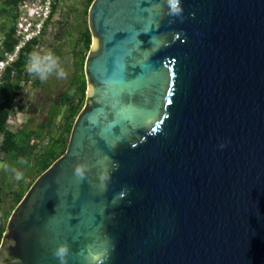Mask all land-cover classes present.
Masks as SVG:
<instances>
[{"label": "water", "instance_id": "1", "mask_svg": "<svg viewBox=\"0 0 264 264\" xmlns=\"http://www.w3.org/2000/svg\"><path fill=\"white\" fill-rule=\"evenodd\" d=\"M180 4L91 3L84 106L0 264H264V0Z\"/></svg>", "mask_w": 264, "mask_h": 264}, {"label": "trees", "instance_id": "2", "mask_svg": "<svg viewBox=\"0 0 264 264\" xmlns=\"http://www.w3.org/2000/svg\"><path fill=\"white\" fill-rule=\"evenodd\" d=\"M25 0H0V61L5 54L14 52L17 6ZM51 13L42 34L27 43L2 73L0 80V242L6 223L32 183L66 151L75 119L85 103L86 81L84 61L91 45L87 27V12L94 0H73L79 4L62 12L65 0H52ZM60 13L62 19L56 18ZM70 16V17H69ZM69 41L72 75L57 99H52L37 121L28 118L17 127L9 125L13 112L26 113L27 108L18 104L21 92L29 84L42 88L43 81L26 70L29 55L43 48L51 49L61 58V46ZM57 44V45H56ZM24 161V163H20ZM7 165V168L4 167ZM23 173L17 181L11 169Z\"/></svg>", "mask_w": 264, "mask_h": 264}, {"label": "rangeland", "instance_id": "3", "mask_svg": "<svg viewBox=\"0 0 264 264\" xmlns=\"http://www.w3.org/2000/svg\"><path fill=\"white\" fill-rule=\"evenodd\" d=\"M74 5V7H79V4L75 3L73 0H65L62 3V12L65 14H70L69 9ZM71 15V14H70ZM70 17V16H69ZM56 18L62 19L60 13H57ZM2 22L0 21V24ZM69 41H62L59 44L61 46V66L65 69L67 76L64 79L57 78L54 74L49 76L46 81H43V86L40 89H34L29 84L21 92L18 104L23 105L27 108L26 113H19L17 111L13 112L11 115V122L15 124H22L28 118H33L37 121L41 114H43V109H46L48 104L51 103L52 99H57L60 92L63 90L67 81L72 75V62L70 56ZM56 44V45H57ZM48 49V48H43Z\"/></svg>", "mask_w": 264, "mask_h": 264}, {"label": "clouds", "instance_id": "4", "mask_svg": "<svg viewBox=\"0 0 264 264\" xmlns=\"http://www.w3.org/2000/svg\"><path fill=\"white\" fill-rule=\"evenodd\" d=\"M169 7V14L173 16H180L182 9L180 0H167ZM26 70L29 74L38 77L41 81H46L49 76L53 74L57 78L64 79L67 76L65 69L61 66L59 57L51 49H40L33 51L27 60ZM24 163V161H20ZM7 168V165H4ZM88 170L86 163H78L74 167V174L77 180H82L85 177V173ZM11 171L14 174V178L20 181L23 178V173L13 168ZM107 177L100 176V180L103 182ZM59 260V264H66V257L69 254V245L61 243L57 245L53 253Z\"/></svg>", "mask_w": 264, "mask_h": 264}, {"label": "built area", "instance_id": "5", "mask_svg": "<svg viewBox=\"0 0 264 264\" xmlns=\"http://www.w3.org/2000/svg\"><path fill=\"white\" fill-rule=\"evenodd\" d=\"M52 0H25L17 6V22L15 38L18 40L14 52L5 54L4 59L0 61V80L5 68L12 63L18 52L34 38L41 36L44 24L51 13ZM11 127H17L20 124L11 122Z\"/></svg>", "mask_w": 264, "mask_h": 264}, {"label": "snow or ice", "instance_id": "6", "mask_svg": "<svg viewBox=\"0 0 264 264\" xmlns=\"http://www.w3.org/2000/svg\"><path fill=\"white\" fill-rule=\"evenodd\" d=\"M153 13H154L155 15H159V12H158L157 9H153Z\"/></svg>", "mask_w": 264, "mask_h": 264}, {"label": "flooded vegetation", "instance_id": "7", "mask_svg": "<svg viewBox=\"0 0 264 264\" xmlns=\"http://www.w3.org/2000/svg\"><path fill=\"white\" fill-rule=\"evenodd\" d=\"M2 38H3V32H0V43H1Z\"/></svg>", "mask_w": 264, "mask_h": 264}]
</instances>
